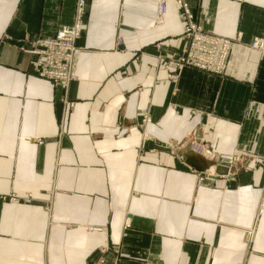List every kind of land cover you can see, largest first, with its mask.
<instances>
[{"label": "crops", "instance_id": "crops-1", "mask_svg": "<svg viewBox=\"0 0 264 264\" xmlns=\"http://www.w3.org/2000/svg\"><path fill=\"white\" fill-rule=\"evenodd\" d=\"M76 1L0 0V264H264V0H184L221 76L168 64L174 0H86L64 96L27 51Z\"/></svg>", "mask_w": 264, "mask_h": 264}, {"label": "built area", "instance_id": "built-area-1", "mask_svg": "<svg viewBox=\"0 0 264 264\" xmlns=\"http://www.w3.org/2000/svg\"><path fill=\"white\" fill-rule=\"evenodd\" d=\"M85 2L86 0L76 1L73 21L70 25L61 26L52 37L33 41L31 49L27 51L35 56L32 67L36 75L50 81L54 88L63 91L64 96L71 83L76 79V63L80 49L75 46V42L81 35ZM174 2L179 8L183 22V48L177 59L168 61L169 65L177 70L190 67L208 74L223 75L234 41L206 32L198 24L195 15L184 0H174ZM165 4V1L158 3L156 10L158 18L164 15ZM248 47L264 55L262 40L256 39ZM174 78L175 74L168 75L169 80ZM68 107H71V104H68ZM190 147L195 154L202 158L209 155L207 147L195 137L192 139ZM231 164L232 159L225 162L220 161L214 169L210 170L212 171L210 174L216 175V170L223 167L227 169V172L218 175H228Z\"/></svg>", "mask_w": 264, "mask_h": 264}, {"label": "rangeland", "instance_id": "rangeland-1", "mask_svg": "<svg viewBox=\"0 0 264 264\" xmlns=\"http://www.w3.org/2000/svg\"><path fill=\"white\" fill-rule=\"evenodd\" d=\"M216 36H217V35H216ZM182 39H183V34H182ZM255 40H256V39L252 40V41L248 44V46L251 45L252 42L255 41ZM234 41H237V42H238V40H234ZM233 44H234V43H233ZM171 60H172V59H171ZM168 64H169V63H168ZM171 67H172V66H171ZM173 68H174V67H173ZM174 69H176V68H174ZM176 70H177V69H176Z\"/></svg>", "mask_w": 264, "mask_h": 264}, {"label": "bare ground", "instance_id": "bare-ground-1", "mask_svg": "<svg viewBox=\"0 0 264 264\" xmlns=\"http://www.w3.org/2000/svg\"><path fill=\"white\" fill-rule=\"evenodd\" d=\"M207 172H208V174L212 173V171H209V170H208ZM210 175H211V174H210Z\"/></svg>", "mask_w": 264, "mask_h": 264}, {"label": "water", "instance_id": "water-1", "mask_svg": "<svg viewBox=\"0 0 264 264\" xmlns=\"http://www.w3.org/2000/svg\"><path fill=\"white\" fill-rule=\"evenodd\" d=\"M205 169V168H204ZM204 169H201L200 171H204Z\"/></svg>", "mask_w": 264, "mask_h": 264}]
</instances>
